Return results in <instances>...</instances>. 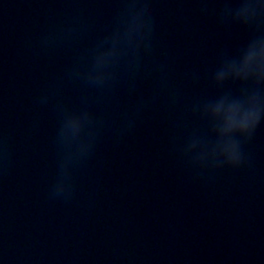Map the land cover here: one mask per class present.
<instances>
[{"label":"clouds","instance_id":"1","mask_svg":"<svg viewBox=\"0 0 264 264\" xmlns=\"http://www.w3.org/2000/svg\"><path fill=\"white\" fill-rule=\"evenodd\" d=\"M144 6L149 10V4L146 2L144 3ZM75 31L74 27H67V28H62L59 30V32H51L48 34V36H46L43 41L42 44L44 46H49L53 41H55L56 39H63V38H67L68 36H70L73 32ZM151 32V29H150ZM150 50V45L149 43L146 45L145 48V53L149 52ZM137 67H138V63H137ZM160 73H161V79H160V91L162 92L165 87H166V81L163 78V69H159ZM70 74L75 77V76H83V78L88 81L89 83L92 84H97L96 81L94 80V78L89 74L88 70L84 71L81 69L79 64H76L73 66V68L70 70ZM57 89L56 85H53L51 90L49 92H46L41 99L42 100H47L48 96L53 94ZM58 109L61 111L62 109L68 107L65 104H58L57 105ZM140 109H137V112H139ZM131 126V122H129V127ZM7 157H8V149H7V143L5 141V145H4V152H3V161L5 164H7Z\"/></svg>","mask_w":264,"mask_h":264}]
</instances>
